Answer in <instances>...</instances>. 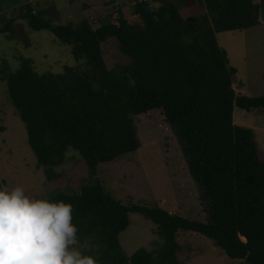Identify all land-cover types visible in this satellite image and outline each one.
I'll use <instances>...</instances> for the list:
<instances>
[{"label":"trees","instance_id":"trees-1","mask_svg":"<svg viewBox=\"0 0 264 264\" xmlns=\"http://www.w3.org/2000/svg\"><path fill=\"white\" fill-rule=\"evenodd\" d=\"M18 1L19 15L0 24V35L15 39V23L26 20L31 30L50 31L71 46L77 61H87L85 71L39 74L35 62L22 57L19 70L5 65L0 74L45 171L47 197L72 204L80 244L97 247L84 253L98 264H185L178 242L184 231L212 240L232 260L264 264V153L254 130L235 123L236 108L262 110L264 96L241 92L238 71L216 36L263 25L264 0H154L153 8L135 0L139 23L121 16L98 28L87 19L55 25L47 11L31 8L34 0ZM108 42L131 59L117 65L124 79L108 69L102 49ZM157 112L179 140L207 224L159 207L124 205L99 176L100 165L139 151L136 119ZM70 150L80 156L67 158ZM64 165L72 166L71 176L57 171ZM130 214L157 225L163 241L157 249L125 253L119 236Z\"/></svg>","mask_w":264,"mask_h":264},{"label":"rangeland","instance_id":"rangeland-1","mask_svg":"<svg viewBox=\"0 0 264 264\" xmlns=\"http://www.w3.org/2000/svg\"><path fill=\"white\" fill-rule=\"evenodd\" d=\"M173 1L180 3L181 0ZM131 3V0H42L32 1L30 6L47 11L46 19L55 25L78 24L87 19L98 28L109 22L116 23L121 16L139 23ZM19 4L18 0H0L1 8L7 11ZM19 13L17 8L7 16H0L1 26ZM14 28L15 39L0 35V74L5 65L13 72L19 70L22 57L32 59L39 74H64L66 68L87 70V61H77L72 47L61 43L50 31H33L26 20L17 21ZM216 36L244 85L245 91L237 86L238 91L251 98L264 96V24L242 32H220ZM102 49L109 71L115 78L124 79L117 65L128 66L131 59L113 42L103 44ZM130 83L133 84L131 80ZM235 123L254 130L264 153V109L247 112L236 108ZM136 124L141 140L139 151L98 168L105 188L124 205L159 207L207 224L199 186L164 116L160 112L140 116ZM73 156L80 155L70 150L67 158ZM57 171L70 176L74 173L71 165ZM46 182L45 171L38 168L37 158L29 146L26 126L10 101L8 84L0 81V185H23L29 195L48 198ZM119 241L128 256L142 249L153 251L163 243L157 225L140 214H130V226L120 234ZM178 242L180 259L185 264H246L230 259L212 240L198 233L180 232ZM81 247L83 251L97 248L89 242Z\"/></svg>","mask_w":264,"mask_h":264},{"label":"clouds","instance_id":"clouds-1","mask_svg":"<svg viewBox=\"0 0 264 264\" xmlns=\"http://www.w3.org/2000/svg\"><path fill=\"white\" fill-rule=\"evenodd\" d=\"M78 233L72 204L0 185V264H98Z\"/></svg>","mask_w":264,"mask_h":264},{"label":"crops","instance_id":"crops-1","mask_svg":"<svg viewBox=\"0 0 264 264\" xmlns=\"http://www.w3.org/2000/svg\"><path fill=\"white\" fill-rule=\"evenodd\" d=\"M34 1H42V0H34ZM132 1V6H134L135 5V0H131ZM152 1V3L154 2V0H151ZM23 4H19V6H17L16 8H14V9H12V10H9V11H7V10H4V9H2L1 8V6H0V16H2L3 14H7V13H11V12H13V11H15L17 8H19L20 6H22ZM123 5V4H122Z\"/></svg>","mask_w":264,"mask_h":264},{"label":"built area","instance_id":"built-area-1","mask_svg":"<svg viewBox=\"0 0 264 264\" xmlns=\"http://www.w3.org/2000/svg\"><path fill=\"white\" fill-rule=\"evenodd\" d=\"M145 2H147V3H149V4H150V8H153V7H154V5H153V3H152V1H151V0H145Z\"/></svg>","mask_w":264,"mask_h":264}]
</instances>
